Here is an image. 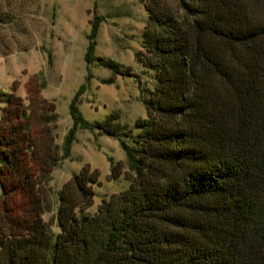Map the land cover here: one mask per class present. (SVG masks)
I'll return each instance as SVG.
<instances>
[{
    "label": "trees",
    "instance_id": "obj_1",
    "mask_svg": "<svg viewBox=\"0 0 264 264\" xmlns=\"http://www.w3.org/2000/svg\"><path fill=\"white\" fill-rule=\"evenodd\" d=\"M145 8L136 58L156 82L142 91L139 130L124 133L133 143L121 140L128 171L112 166L129 184L94 212L100 172L90 163L55 199L52 172L70 156L74 129L58 143L56 103L39 73L25 98L9 95L0 264H264V0H145ZM101 20H91L85 59L120 73L94 56ZM82 92L70 103L74 126L117 135L113 114L97 123L81 114Z\"/></svg>",
    "mask_w": 264,
    "mask_h": 264
},
{
    "label": "rangeland",
    "instance_id": "obj_2",
    "mask_svg": "<svg viewBox=\"0 0 264 264\" xmlns=\"http://www.w3.org/2000/svg\"><path fill=\"white\" fill-rule=\"evenodd\" d=\"M94 16L102 17L94 56L117 62L120 73L96 59H85ZM148 23L145 0H1L0 116L9 95L15 92L25 98L27 79L39 73L43 95L56 103L58 143L65 145L66 135L74 129L70 156L52 172L50 186L57 201L63 184L86 163L100 172L89 211L128 186L124 173L117 177L111 173L119 161L128 171L121 140L133 143L124 133L139 130L136 119L146 116L142 91L156 82L153 71L136 58ZM79 89L83 91L77 103L81 114L92 123L113 114L117 135L74 126L70 103ZM52 214L46 212L45 220ZM53 229L58 231L56 225Z\"/></svg>",
    "mask_w": 264,
    "mask_h": 264
}]
</instances>
